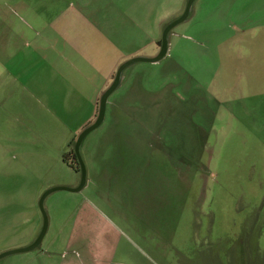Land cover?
Returning a JSON list of instances; mask_svg holds the SVG:
<instances>
[{
  "label": "rangeland",
  "instance_id": "obj_1",
  "mask_svg": "<svg viewBox=\"0 0 264 264\" xmlns=\"http://www.w3.org/2000/svg\"><path fill=\"white\" fill-rule=\"evenodd\" d=\"M185 2L0 0V53L14 78L0 137L48 151L23 156L27 170L0 155V253L27 246L42 211L39 248L50 245L56 262L264 264V0H193L160 60L121 69L78 147L84 185L38 206L48 188L79 181L60 160L78 133L68 127L78 126L68 113L77 104L54 70L85 66L74 51L93 68L119 61L114 72L154 55Z\"/></svg>",
  "mask_w": 264,
  "mask_h": 264
},
{
  "label": "crops",
  "instance_id": "obj_2",
  "mask_svg": "<svg viewBox=\"0 0 264 264\" xmlns=\"http://www.w3.org/2000/svg\"><path fill=\"white\" fill-rule=\"evenodd\" d=\"M105 27L106 26H103V29H105ZM104 32H106V30H104ZM10 34H12L11 31ZM157 40L154 41L156 50L159 46L156 44ZM84 54H85L84 52L81 55L74 51L73 53H68L67 55L68 56L72 55L77 58H82L84 60L85 66L81 67L78 66L76 63H73L71 69L54 70V73L57 76V80L62 82L64 85H69L70 95H72L73 99L76 101L77 104L76 107H74V109H72L71 107L68 110V113L70 116L69 122L76 123L78 124V126L76 128L68 126L69 131L78 129L79 132V130H81L83 127H85L86 125H88L93 121V118L95 117V112H96L95 105L97 107L98 96L101 94L103 90L106 89L109 81L112 79L114 75V67L119 62V61H115V63H113L112 66L109 68H107V66L104 67L103 69L93 68L85 61L87 58L84 56ZM154 55H138L137 57H152ZM9 56H10L9 52L2 51V53H0V101L9 100L10 96H7V94L10 95V92L12 91V83L10 82V80L11 79L14 80V78H12L11 76V73L9 71V66L5 64V59H9ZM72 74H75L79 77L78 78L69 77ZM116 85L117 86L119 85V80ZM7 91L9 92L6 93ZM75 136H76L75 134L71 138L69 136L70 139H67V142H69L72 138H75ZM18 137L21 140L27 139L26 137H22V136H18ZM37 137L39 136L37 135L35 139H37ZM43 137L44 136L42 137L40 136L39 139L41 140L43 139ZM48 137L49 136L47 135V138ZM67 142L65 146H67ZM32 153L35 156H43V155H47L48 151L43 150V148L41 149L37 148L36 150L27 151L26 147L21 145L20 140L18 138L13 137L9 139L5 137H0V155L18 156V159H14L16 161H14V164L12 166L17 168L23 167L26 168L24 170H27V168L29 167L27 163L23 161L22 158L23 156H29V155L32 156L31 155ZM38 226H39V219H38V215H36L35 217H33L29 225V228L31 230L28 236H32V237H29L31 239H28L29 240L28 242L33 240L34 238L33 236L37 235ZM39 243L35 248H33V249L37 248L36 252L32 254H28L27 256H25V258H22L23 261H21V264H71L69 261L67 262L54 261V259H52L53 251H50L51 246L47 245L46 249H43V248H39L40 246ZM34 261H38V262L35 263Z\"/></svg>",
  "mask_w": 264,
  "mask_h": 264
},
{
  "label": "water",
  "instance_id": "obj_3",
  "mask_svg": "<svg viewBox=\"0 0 264 264\" xmlns=\"http://www.w3.org/2000/svg\"><path fill=\"white\" fill-rule=\"evenodd\" d=\"M193 0H186L184 8L181 12V14L171 20L170 22L166 23L163 27H162V31H161V35H160V42H159V46H158V50L156 52V54L152 57H132L130 59L125 60L124 62H122L115 70L112 81L110 82V84L107 86V88L105 90H103L99 96V99L97 101V108H96V113H95V117L93 119V121L91 123H89L88 125H86L85 127H83L75 136L74 141H73V145H72V151L73 154L75 156L76 162L78 164V172H79V181L77 186L73 187V188H67V187H51L48 188L47 190H45L39 200H38V206L41 210V202L43 197L48 194L49 192L53 191V190H57V189H65L68 191H77L79 190L85 182V168L80 160L79 157V152H78V147L80 144L81 139L83 138V136L89 132L91 129H93L94 127H96L101 119H102V115H103V109H104V104L106 101V97L108 96V94L114 89V87L116 86L118 80H119V73L121 71V69L127 65L128 63H131L133 61H145V62H156L159 59H161L165 52H166V37H167V33L169 32V30L176 25L177 23L183 21L188 14L190 5L192 3ZM42 214V224H41V228L39 230V232L37 233V235L34 237V239L25 247L22 248H18V249H10V250H6L0 253V257L10 254V253H16V252H21V251H28L31 250L33 248H35L38 243L40 242L44 230H45V217L43 212L41 211Z\"/></svg>",
  "mask_w": 264,
  "mask_h": 264
},
{
  "label": "trees",
  "instance_id": "obj_4",
  "mask_svg": "<svg viewBox=\"0 0 264 264\" xmlns=\"http://www.w3.org/2000/svg\"><path fill=\"white\" fill-rule=\"evenodd\" d=\"M159 42L160 40H157L156 44L159 45ZM96 108L97 107L95 105V109ZM73 140L74 138L70 140V142L67 144V147L70 145V143H73ZM61 161L65 163L68 167H70L73 171L78 172V164L71 149H66V151L61 154Z\"/></svg>",
  "mask_w": 264,
  "mask_h": 264
},
{
  "label": "flooded vegetation",
  "instance_id": "obj_5",
  "mask_svg": "<svg viewBox=\"0 0 264 264\" xmlns=\"http://www.w3.org/2000/svg\"><path fill=\"white\" fill-rule=\"evenodd\" d=\"M73 145V144H72ZM71 150H72V146H71ZM73 152V151H72Z\"/></svg>",
  "mask_w": 264,
  "mask_h": 264
}]
</instances>
